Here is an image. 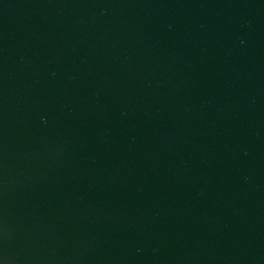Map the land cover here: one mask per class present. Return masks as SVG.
<instances>
[{
    "label": "water",
    "instance_id": "95a60500",
    "mask_svg": "<svg viewBox=\"0 0 264 264\" xmlns=\"http://www.w3.org/2000/svg\"><path fill=\"white\" fill-rule=\"evenodd\" d=\"M0 264H264V0H0Z\"/></svg>",
    "mask_w": 264,
    "mask_h": 264
}]
</instances>
